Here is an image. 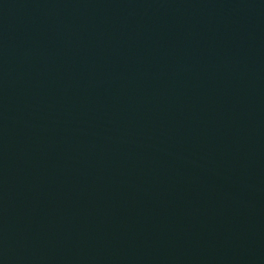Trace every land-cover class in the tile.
Segmentation results:
<instances>
[{"label":"water","instance_id":"1","mask_svg":"<svg viewBox=\"0 0 264 264\" xmlns=\"http://www.w3.org/2000/svg\"><path fill=\"white\" fill-rule=\"evenodd\" d=\"M0 264H264V0H0Z\"/></svg>","mask_w":264,"mask_h":264}]
</instances>
